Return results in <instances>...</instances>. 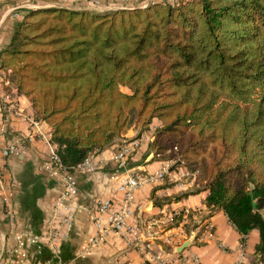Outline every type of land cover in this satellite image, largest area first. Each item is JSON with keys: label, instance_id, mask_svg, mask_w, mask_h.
Listing matches in <instances>:
<instances>
[{"label": "trees", "instance_id": "16d2710c", "mask_svg": "<svg viewBox=\"0 0 264 264\" xmlns=\"http://www.w3.org/2000/svg\"><path fill=\"white\" fill-rule=\"evenodd\" d=\"M0 68L51 130L71 171L94 150L161 126L152 160L179 162L264 264V0L154 1L105 12L34 8L0 53ZM182 220L173 219V226ZM189 220L186 232L196 228Z\"/></svg>", "mask_w": 264, "mask_h": 264}, {"label": "crops", "instance_id": "0c3cea01", "mask_svg": "<svg viewBox=\"0 0 264 264\" xmlns=\"http://www.w3.org/2000/svg\"><path fill=\"white\" fill-rule=\"evenodd\" d=\"M103 3L109 4L106 0ZM24 5L30 8L60 6L77 10L84 6L79 0H6L0 6V53L8 45L13 32L27 13L28 10L22 8ZM14 12H18V15L13 16ZM5 92L14 100V106L11 109L18 114L12 115L11 111L7 112L0 101V148L7 145L21 147L19 140L27 139L30 135L32 138L26 142L24 153H18L9 158L0 157L6 193L14 212L13 222H10L0 196V250L2 251L16 247L14 235L24 230L34 235H41L46 230V223L53 213L55 199L61 191L59 179L51 178L40 170V166L49 158L50 144L47 140L51 133L49 126L35 119L30 101L19 95L13 86L5 89ZM31 121L36 123V128ZM160 126L161 123L158 120H153L150 129L142 133L143 142L128 162V171L131 173L148 175L161 169L162 162L152 160V154L148 151L153 133ZM134 137L136 132L130 131L102 149L95 159L97 169L94 173H74L78 187V196L75 201L77 207L71 228L62 229L59 233L58 253L53 254L46 246L19 247L14 255L16 264H156L144 258L137 247L128 245L122 237L108 229L103 239L97 244L89 245L88 243V239L97 234L91 216L93 213L91 201L93 199L109 200L115 208L119 207L122 196L117 190L118 180L114 178V175L118 173L113 156L120 143ZM177 172L175 170L170 172L164 182L144 183L135 190L132 208L136 218L144 221L158 217L160 213L169 214L184 209H201L199 217L194 219L197 226L193 229V233L196 236L203 227L201 223L207 219L212 225L214 237L208 243H200L195 237L191 246L178 254L175 249L190 237L188 233H185L174 242L172 247L159 249L154 246V252H160L166 264H194L191 261L192 256L198 258V264H253L254 249L259 242L258 230L250 231L242 243V236L229 222L224 212L217 211L211 217L204 218L207 216L206 191L162 207L153 206L150 196L154 190L158 199L170 198L186 192L187 185L183 184L180 172ZM68 206L65 207L69 208ZM101 217L105 222V215ZM128 223L132 224V219H129Z\"/></svg>", "mask_w": 264, "mask_h": 264}, {"label": "built area", "instance_id": "2783aa9c", "mask_svg": "<svg viewBox=\"0 0 264 264\" xmlns=\"http://www.w3.org/2000/svg\"><path fill=\"white\" fill-rule=\"evenodd\" d=\"M5 1L6 0H0V6L5 3ZM79 1H82L84 5L83 7H79L82 8L80 10L105 12L135 7L144 9L154 1H164L168 4H174L179 0H106L109 4H104V0ZM22 8L28 11L34 9L28 7V5H24ZM40 8L63 7L51 6ZM17 15L18 12L13 13V16ZM9 76V71L0 68V101L7 112L11 111L12 115H17L18 113L16 111L13 112V109H11V107L14 106V100L5 92V89L11 87ZM31 123L33 127L36 128V123L34 121H31ZM35 133H37L36 130ZM31 138L32 135L28 136L27 139L19 140V144H22L21 147L17 145H7L0 148V157L9 158L18 153H24L25 144L30 141ZM143 139V134H141L139 137L124 141L117 146L113 161L118 174L114 175V178L118 180L117 190L121 194L122 199L119 207L116 208L109 200L93 199L91 201L90 206L93 211L91 216L93 224L97 229V234L89 238L88 243L89 245L97 244L103 239L108 229L122 237L128 245L137 247L142 256L149 262L166 264L161 258L160 252L155 253L153 247L157 246L159 249L163 247H172L177 239L187 233L186 225L189 220L197 219L202 210L184 209L181 211H173L169 214L160 213L158 217H153L144 221H140L136 218L132 208L135 190L144 183L164 182L165 177L170 173L169 169L172 167V163L162 162L161 169L154 174L141 175L128 171V162L140 148ZM47 140L50 144L49 158L46 163L40 166V170L44 171L49 177L59 179L61 182V191L55 199L53 213L46 223V230L41 235H34L27 230L14 235L13 239L16 247L8 248L5 251L0 250V264H16L14 255L17 253L19 247L23 246H34L37 248L46 246L53 254H57L60 248L58 242L59 233L62 229L69 230L71 228L74 211L77 207L75 201L78 196V187L74 173L91 174L97 169L95 159L100 155L101 151L94 150L89 153L81 163L75 166L71 171H68L61 163L56 151V146L50 142V136ZM183 175V173H180V179H182ZM180 188L182 189V187ZM6 192V184L0 167V196L4 210L10 222H13L14 212ZM66 205L71 206L67 208L65 207ZM102 215H105V222L102 221ZM177 216H181L182 220L177 226H173V219ZM129 219H132V224L128 223ZM202 224L203 227L195 237L200 243H208V241L212 240L214 237L212 225L207 219L201 223V226ZM193 232V230H190L188 234H194ZM191 261L194 264L199 263L196 256H192Z\"/></svg>", "mask_w": 264, "mask_h": 264}, {"label": "rangeland", "instance_id": "374dc122", "mask_svg": "<svg viewBox=\"0 0 264 264\" xmlns=\"http://www.w3.org/2000/svg\"><path fill=\"white\" fill-rule=\"evenodd\" d=\"M172 166L174 165V162H171ZM175 172L179 171L180 173H183V177L181 179V181L187 185V189L186 192H193L195 191L198 187H200V185H198V187L196 186V174L192 173L190 170H188L187 168L183 167V166H179L176 169H174ZM177 172V173H179Z\"/></svg>", "mask_w": 264, "mask_h": 264}, {"label": "water", "instance_id": "95a60500", "mask_svg": "<svg viewBox=\"0 0 264 264\" xmlns=\"http://www.w3.org/2000/svg\"><path fill=\"white\" fill-rule=\"evenodd\" d=\"M180 166L179 162L174 163V165L169 169V172H172L174 169ZM259 214L264 218V209L259 211ZM195 239V235L191 234L188 240H186L184 243H182L179 247L175 249V252L180 254L182 251L186 250L188 247L191 246L192 242Z\"/></svg>", "mask_w": 264, "mask_h": 264}]
</instances>
